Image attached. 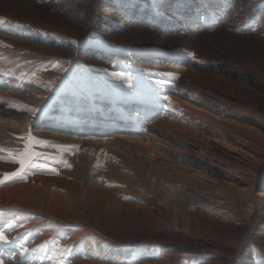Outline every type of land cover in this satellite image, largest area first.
<instances>
[{
	"label": "rangeland",
	"instance_id": "374dc122",
	"mask_svg": "<svg viewBox=\"0 0 264 264\" xmlns=\"http://www.w3.org/2000/svg\"><path fill=\"white\" fill-rule=\"evenodd\" d=\"M15 1L0 0V6L6 4L5 8L0 7V121L7 122L0 124V149L23 152L27 140L21 138L29 134L46 143L33 148L38 155L35 166L26 168L22 177L0 185V229L6 230L7 240L15 235L17 247H22L23 253L38 255L43 251L50 264H75L78 259L93 262L97 257L104 259L103 264H226L230 253L238 249L242 234L220 231L213 236L199 233L195 224L188 229L176 224L166 202L168 193L162 183L152 184L151 174L156 170L153 163L165 160L166 170H171L173 164L191 170L197 183L211 191L221 184L231 185L228 174L221 175L217 168L206 169L204 156H192L178 149L164 154L154 144L151 148L157 159L152 162L149 146L140 143L138 146L144 148L141 154L129 147L124 153H115L127 168L117 177L103 174L109 172L107 167L96 164L79 170L75 161L78 146L64 139L68 137L65 131L57 133L58 137L37 131L43 128L44 119L51 118L59 108H64L60 115L63 120L70 100L77 105V100L86 102L93 93L103 96L111 89L124 98L142 92L145 86L148 92L158 91L159 87L169 90L182 77L178 64L185 62L189 71L212 88L226 86L229 90L234 88L230 92L245 94L251 104H230L236 107L240 123L259 130L264 127V45L246 46L241 41L236 44L225 40L215 43L208 39L205 55L199 58L192 54L193 50L187 51L178 44L163 45L137 37L112 41V36L122 29L117 18L102 13L111 0H64L71 9H62V0L34 1L38 7L55 3L58 7L51 12L69 18V30L60 28L56 18L23 8ZM248 26L247 21L238 23L234 16H229L219 21L214 31L226 29L239 37L264 39L261 27ZM5 37L23 43L10 47ZM28 90L40 95H31ZM17 94L22 99L14 98ZM28 115L32 116L26 124ZM16 122L22 126L14 128ZM61 160L71 167H65ZM207 161L219 163L218 158ZM258 168L257 174L251 176L257 184L254 196L264 190V164H258ZM18 169V164L9 162L6 152H0V178ZM100 170L102 173L96 175ZM38 177L62 179L64 183ZM178 181L180 187L191 184L183 178ZM195 194L187 190L178 197L183 200ZM194 199L202 202L201 198ZM236 199L228 203L236 216L233 223L239 229H248L253 221H264L258 210L247 216L250 199ZM40 219L45 221L38 223ZM241 253L239 262L264 264V238L255 235ZM0 264H5L1 258Z\"/></svg>",
	"mask_w": 264,
	"mask_h": 264
},
{
	"label": "bare ground",
	"instance_id": "6f19581e",
	"mask_svg": "<svg viewBox=\"0 0 264 264\" xmlns=\"http://www.w3.org/2000/svg\"><path fill=\"white\" fill-rule=\"evenodd\" d=\"M34 1L17 0L15 3L21 4L23 8L41 11L47 17L56 18L60 22V28L69 30L70 19L51 12L58 7L55 3L38 7ZM62 2L60 5L62 9L71 7L68 1L62 0ZM0 7L5 8L6 4ZM105 7L102 13L109 18H117L122 29L119 32L117 30L112 36V41L137 37L147 41H158L163 45L178 44L187 51L193 50L192 54L195 53L199 58L205 55L204 44L208 39L215 43L225 40L236 44L241 41L246 46L264 45L262 38L239 37L226 29L214 31L219 21L221 23L225 18L234 16L238 23L247 21L248 27L250 25L261 27L264 34V0H111ZM245 28L240 29L245 30ZM211 31L215 34L208 35ZM5 39L10 47L23 43L14 40L15 38L5 37ZM26 45L33 46L27 43ZM187 66H189L188 62L178 64L182 77L177 80L175 87L169 90H161L160 87L158 90L156 87L158 91L148 92L144 85L142 92H136L132 96H127L128 98L111 89V93L103 96H96L93 93L86 98V102L77 100V105H72L70 103L72 100L67 101L69 107L67 112L65 111L66 117L60 119L64 108H59L51 118L44 119L43 128L37 133L51 132L56 135L60 131H65L68 137L64 139L68 138L78 146L79 153L76 154L75 161L78 162L79 170H88V164H96L100 168L107 167L106 170L109 172L103 174L117 177L126 166L115 153H124L129 147L130 150L135 149L141 154L144 148L141 147L142 145L138 146L140 143L149 146V160L152 162L157 159L151 148L154 144L159 145L164 154H170L173 149H178L192 156H204L206 169L217 168L221 175L228 174L227 178L232 179L231 185L225 187L221 184L215 191H211L197 183V177L191 170L174 164L171 165V170H166L165 160L160 164L153 163L156 174L150 173L153 178L152 184L162 183L168 193L166 202L171 210L170 216L176 224H182L186 229L195 224L194 227L199 233L213 236L220 231L241 233L242 241L235 253H230L226 264H246L238 261L242 254L241 250L255 235L264 238V221H253L249 223L248 229H239L233 223L236 216L231 212L232 207H229L228 201H233L234 198L250 199L245 210L247 216L251 217L250 214L258 210L257 212L260 211L264 218V190L254 196L253 191L257 184L256 179H251L252 175L257 174L258 164H264V127L261 126L259 130L251 129L238 121L241 117L235 114L236 107L230 103L238 101L243 104L246 101L248 105L251 104L240 90L241 94L238 95L234 90L230 92L234 88L230 90L226 86L212 88L199 78L198 74L189 71ZM28 91L26 92L31 95H40L35 90ZM1 93L2 91L0 95ZM9 94L12 96L11 93ZM13 96L22 99L20 94ZM21 102L24 103L23 100ZM31 116L28 115L26 124L30 122ZM3 122L0 121V124L3 125ZM21 126V123L16 122L13 127ZM118 140H122L121 144L117 142ZM123 140L129 142L123 143ZM210 158L215 160L218 158L219 163H209L207 159ZM100 173L102 171L95 174L100 175ZM181 178L185 183L187 181L191 184L178 186L176 182ZM40 179L58 181V184L62 182V179L43 177ZM187 190L195 191L197 196L190 195L180 200L178 196ZM194 197L201 198L202 202L195 200ZM44 221L43 219L38 223ZM46 228L45 226L44 229ZM84 231L83 229L81 233ZM0 233L6 234V230L0 229ZM0 258L5 264H50L47 254L43 251L38 255L31 252L23 253L22 247H17L15 235H12L7 243L0 242ZM92 261L84 262L78 259L74 263L103 264L101 262L104 259L97 257Z\"/></svg>",
	"mask_w": 264,
	"mask_h": 264
},
{
	"label": "snow or ice",
	"instance_id": "6c2138e0",
	"mask_svg": "<svg viewBox=\"0 0 264 264\" xmlns=\"http://www.w3.org/2000/svg\"><path fill=\"white\" fill-rule=\"evenodd\" d=\"M29 111H35V110H29ZM27 143L25 144V150L21 153H13L5 149H0V152H6L9 157V162L15 163L19 165V169L12 173H5L3 175V178H0V185L6 183L7 181L15 178V177H22V174L24 173L25 169L28 167L35 166V161L38 159V155L35 151H33V148L36 144H45L46 142L38 141L34 137H32L30 134L26 138ZM60 163H62L65 167H71L67 161L61 160ZM0 242L7 243L8 240L4 233H0ZM63 251H68L67 249H64Z\"/></svg>",
	"mask_w": 264,
	"mask_h": 264
}]
</instances>
